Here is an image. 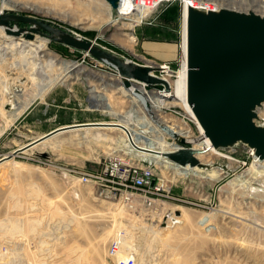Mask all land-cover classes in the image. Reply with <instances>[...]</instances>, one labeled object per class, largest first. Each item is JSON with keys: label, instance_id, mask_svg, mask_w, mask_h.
Segmentation results:
<instances>
[{"label": "rangeland", "instance_id": "1", "mask_svg": "<svg viewBox=\"0 0 264 264\" xmlns=\"http://www.w3.org/2000/svg\"><path fill=\"white\" fill-rule=\"evenodd\" d=\"M19 1L26 7L13 8L15 12L43 18L141 64L161 61L142 48V40L146 38L143 31L164 22L161 16L169 7L177 8V19L171 24L176 30L175 40L168 42L175 44L169 52L173 50L177 58L171 65L173 76H167L171 80L169 91H174L183 55L177 2L157 13L154 24H137L133 19L122 18L112 7L111 10L104 4L106 0ZM126 22L135 25L125 30ZM30 26L11 21L6 27L20 30ZM127 35L136 36L137 41L127 45L124 40ZM27 38L44 41L48 53L76 67L69 73L61 72L63 66L59 62L46 67L54 83L43 97H37L40 86L36 81L16 73L14 59L20 54L0 61V126H4L20 103L31 101L29 108L35 106L40 116L39 121L22 129L26 135L23 142L15 138L11 129L20 118L6 129L0 145L7 147L0 146V159L18 148L15 144L29 142V137L37 133L70 123L112 122L124 116H128L133 130L150 139L155 149L159 150L163 143L170 148L177 146L178 150V146L194 147L191 139L200 136L199 129L181 104L169 102L157 109L182 132L192 135H182L190 138L185 143L158 130L144 109L132 107L131 96L123 83L124 87L120 85L123 79L111 64L85 51L74 53L75 48L71 47H66L69 52L66 56L58 50L66 45L47 35L34 33ZM146 47L155 52L154 43ZM160 85L147 86L145 91L166 90ZM99 93L108 96L116 107L121 100L125 101L118 106L119 114L93 108V96ZM8 104L11 109L6 108ZM256 111L259 116L256 123L264 125V102ZM96 130L104 135L100 141L82 134L84 129L77 135L64 132L14 157L22 162L21 168L14 164L0 168V264H115L108 246L118 234L125 236L131 245L128 251L136 255L137 264H264V173H254L250 146L240 142L219 148L220 154L196 151L204 153L198 158L201 164L196 165L203 168L200 172L193 168L196 166L185 168L187 164L178 163L166 154V158H157L134 150L120 139L118 130L106 126ZM138 143L146 145L141 139ZM43 152L48 153V158L41 156ZM113 155L151 166L161 179L162 195L152 204L141 197L128 202L120 195L106 196L99 185L83 184L68 171L73 167L99 169L101 162ZM126 250L123 246V251Z\"/></svg>", "mask_w": 264, "mask_h": 264}, {"label": "water", "instance_id": "2", "mask_svg": "<svg viewBox=\"0 0 264 264\" xmlns=\"http://www.w3.org/2000/svg\"><path fill=\"white\" fill-rule=\"evenodd\" d=\"M113 9L119 0H106ZM11 21L31 24L29 37L34 33L47 35L68 47L87 52L99 61L114 66L129 87L137 80L148 84H162L169 91L168 80L160 78L157 63L141 64L88 40L80 34L53 25L35 16L19 14L15 10L0 13V24L10 26ZM188 102L203 128V136L216 148H226L242 142L264 159V125L256 123L257 107L264 102V17L254 13L230 9L206 12L188 8L187 41ZM6 108L11 109L8 104ZM80 126H76L79 125ZM101 123L82 122L54 128L34 138L0 159L14 158L45 139L75 128L101 127ZM182 143L189 141L182 135L174 136ZM192 147L168 152L166 155L183 165H200ZM41 156L48 158V153Z\"/></svg>", "mask_w": 264, "mask_h": 264}, {"label": "bare ground", "instance_id": "3", "mask_svg": "<svg viewBox=\"0 0 264 264\" xmlns=\"http://www.w3.org/2000/svg\"><path fill=\"white\" fill-rule=\"evenodd\" d=\"M124 1L126 0L120 1L121 2L120 8L114 9L119 15H121L122 18H124V15L121 14L120 12L124 11L122 9ZM104 4H106L109 8H111L110 4L107 1H105ZM16 7L25 8L26 6L23 2L19 0H0V13L5 12L6 10H13V8H16ZM134 11H135L133 14L134 21L139 22L141 20L140 13L138 12V10H134ZM185 17H187V11L185 12ZM132 22L124 23L123 29L127 30L128 28H132L133 25H135ZM25 35L27 37L29 36V34H27L25 31H20L16 28L10 29V28H7L5 25L0 24V61L4 62V60L8 59L9 55L11 58H15L16 54H20L19 58L14 59L15 62L17 61L15 65L18 71L16 73L22 76L27 75L33 80H35L36 83L40 86V92L37 94V97H43L44 94L51 87V85H53L54 83V79H51L49 77V74L46 71V67H49L50 65H56L57 62H59L63 66L61 67L62 68L61 72L69 73L71 72V70H73L76 67V65L74 63H71L68 60H64V59L57 60L55 55H51L50 53L47 52V44L44 43V41L36 42V40L27 38L25 37ZM124 40L126 41L127 45H132L134 42L137 41V37L134 35H129V36L127 35L126 39ZM182 54H183L182 55L183 62L181 64V67L177 71V77L175 79L173 92L168 91V90H164V91L162 90L160 92H154V91L147 92L145 91L146 87L142 83H140L141 81H137V80L132 81L129 87L123 86L124 85L123 80L120 81V85L124 87V90L129 94V96H131L132 98L131 102L133 103L132 107H138V108L144 109L149 115V117L154 120L155 127L170 137H174L176 135H185L189 137L192 135L182 132L179 126H177L172 121L162 117L160 113H158L157 108L159 106H164L165 104L169 102L181 104L186 109V111L190 114V116L195 121L199 129L200 136L197 138H193L192 136V139H191L192 142H194L193 148L196 151L213 152L216 154H220V151L218 150V148L214 147L211 144L210 140L206 138L205 136H203V128L201 124L198 122L197 118L195 117L192 107L188 102V92H187L188 65H187V58H186V55H187V45L186 44L182 48ZM152 74H154V71H152ZM163 79L168 80L171 85L170 78L165 77ZM93 91L98 92L96 89H94ZM92 102H93L94 109L102 110L104 113L109 112L112 114H119L118 106L121 105L122 103H125L124 100H121L119 102L121 104L118 103L119 105L116 107V104L112 102V100L108 96L101 94V93L95 94L93 96ZM31 103H32L31 101H28V102L18 104L16 109L12 111L10 117L7 118V122L4 124V126L2 127L0 126V136L3 134L6 128L10 127L11 124L27 110V108L31 105ZM129 116H130V113H129ZM92 122L104 124L107 128H110L111 130H118L121 133L120 139L122 141H125L126 142L125 144L127 146L132 147L134 150H137L140 153L141 152L146 153V154L151 153L153 156L157 158H166L164 154L168 152L178 151L177 146L170 148L168 147L169 145L166 143H163L162 144L163 146L159 150L155 149L153 144L149 143L150 139L148 140V138L145 135L131 128L128 116L120 117L117 121H112V122H109V121H92ZM80 125L81 124L76 125V126H80ZM94 128H102V126L101 127L75 128L69 131H63L38 143L37 145L33 147V149L41 146L42 143L45 144V142H47L48 140L54 138L55 136H59L64 132H74L75 135L80 134L79 132L81 129H84V132L82 134H86L87 136L90 135L93 140L100 141L104 137V135L100 130L94 131ZM41 135H44V134H41ZM140 139L146 142L145 146L138 143V140ZM27 143L28 142L22 144L21 146ZM178 147L181 149L180 146ZM254 153H255V150H254ZM202 154L204 153H198L196 154V156L200 159ZM5 156H7V154ZM3 162H5L6 164H14L18 168H21L22 166V162L16 160L15 158L6 159ZM251 167L253 168L255 174L257 175L263 174L264 173V159H260L258 158V156L255 155V160ZM185 168H192V166L187 164ZM193 168L199 170L200 172L204 171L203 168H201L200 166H196ZM215 173L216 172H213L211 174L215 175ZM122 243H123L122 246L127 248L126 251L122 252V256L125 257L129 255L130 251L128 250L131 248V245L129 244L128 241L125 240V236L123 235H122ZM43 253L44 252H42L41 254L43 255Z\"/></svg>", "mask_w": 264, "mask_h": 264}, {"label": "built area", "instance_id": "4", "mask_svg": "<svg viewBox=\"0 0 264 264\" xmlns=\"http://www.w3.org/2000/svg\"><path fill=\"white\" fill-rule=\"evenodd\" d=\"M119 0V6L121 5ZM177 2L180 7L181 24L179 29V46L182 49L188 41V8L203 10L206 12L230 9L238 12H254L264 17V0H126L122 6L124 18L134 20V10H138L141 20L137 24H154L157 13L164 11L170 5ZM117 8V9H118ZM187 11V17L185 12ZM121 16V15H120ZM181 61L183 62V56ZM159 65V69L154 71L158 77L165 78L173 76L174 70L171 68L172 61L154 62ZM117 71V70H115ZM170 72V73H168ZM169 82V81H168ZM145 87L149 84L140 82ZM170 83V82H169ZM161 91V90H160ZM252 156L255 153L252 149ZM20 156V155H18ZM259 158V157H258ZM254 162V161H253ZM244 164L247 161H243ZM69 173L79 178L83 184H97L101 187L102 193L113 197L120 195L128 202L141 197L148 204H152L155 198L159 197L163 189L160 185L161 179L156 176L151 166L140 165L128 162L119 156H108L101 162L99 169L69 168ZM122 234H118L111 240L108 246V254L115 264H136V255L130 251L129 255L122 256L123 252Z\"/></svg>", "mask_w": 264, "mask_h": 264}, {"label": "crops", "instance_id": "5", "mask_svg": "<svg viewBox=\"0 0 264 264\" xmlns=\"http://www.w3.org/2000/svg\"><path fill=\"white\" fill-rule=\"evenodd\" d=\"M148 43H154L155 44V49L153 48V50L155 52H152V49H148L146 47V45ZM142 48L144 49V51L150 55H153L155 56L157 59L161 60L160 62L162 61H173V60H176L177 58L175 57V53L173 52V50H171L169 52V49H173L172 46H174L175 44L173 43H168V42H160V41H151V40H142ZM30 107V106H29ZM20 116L18 117L17 119L20 118V122L18 123V125H15L13 128H11L12 130H14V134L16 135V139H18L19 141H24V137L26 135H24L23 133V128H26V126H31V124H34L35 122L39 121L40 120V116L39 114H37L36 112V107L35 106H32L31 108H29ZM16 119V120H17ZM15 120V121H16ZM72 124V123H70ZM12 125V124H11ZM11 127V126H10ZM8 127V128H10ZM6 128V129H8ZM56 128V127H55ZM54 128L46 131L45 133L53 130ZM6 131V130H5ZM5 131L3 132V134L0 136L3 137L5 135ZM45 133H37V135H33L32 137H29L28 140H32L36 137H38L39 135L41 134H45ZM1 147H7L5 144L4 145H0ZM15 146H18L20 147L19 145L15 144ZM15 150V149H14ZM13 150V151H14ZM33 150V147L30 148L29 150H27L26 152L24 153H27L29 151ZM9 151V150H7ZM6 151V152H7ZM13 151H9V153L13 152ZM5 165H7L5 162L3 163H0V168L1 167H4Z\"/></svg>", "mask_w": 264, "mask_h": 264}, {"label": "trees", "instance_id": "6", "mask_svg": "<svg viewBox=\"0 0 264 264\" xmlns=\"http://www.w3.org/2000/svg\"><path fill=\"white\" fill-rule=\"evenodd\" d=\"M177 8L174 7H169L164 13H162L161 19L165 22L162 23H156L153 26H149L150 28H146L143 32L146 35V38L144 40H151V41H164L166 40L167 42H172L175 40L174 30L173 27H171V24L176 21L178 13H177ZM68 46H65V49L62 47H59V52L68 55ZM118 48V47H116ZM121 50L120 48H118ZM74 53L82 54L84 53L81 50L75 49ZM66 55V56H67ZM161 87L160 84H149L148 87Z\"/></svg>", "mask_w": 264, "mask_h": 264}]
</instances>
